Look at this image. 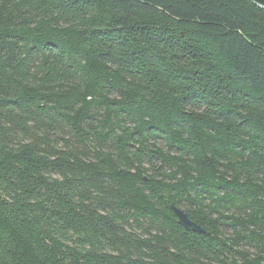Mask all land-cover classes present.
I'll list each match as a JSON object with an SVG mask.
<instances>
[{"label":"trees","instance_id":"obj_1","mask_svg":"<svg viewBox=\"0 0 264 264\" xmlns=\"http://www.w3.org/2000/svg\"><path fill=\"white\" fill-rule=\"evenodd\" d=\"M0 264H264V8L0 0Z\"/></svg>","mask_w":264,"mask_h":264},{"label":"water","instance_id":"obj_2","mask_svg":"<svg viewBox=\"0 0 264 264\" xmlns=\"http://www.w3.org/2000/svg\"><path fill=\"white\" fill-rule=\"evenodd\" d=\"M255 4H257L258 6L264 8V0H252ZM171 209L173 210V212L175 213L177 219H178V223L183 226L186 229L195 231V232H199V233H207L203 228H201L198 224H196L195 222L191 221L188 217V214L178 208L177 206L171 205Z\"/></svg>","mask_w":264,"mask_h":264}]
</instances>
